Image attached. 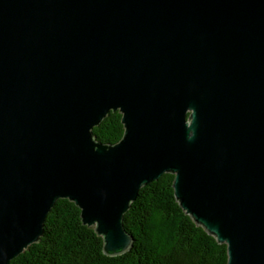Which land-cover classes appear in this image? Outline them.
<instances>
[{"label": "water", "instance_id": "1", "mask_svg": "<svg viewBox=\"0 0 264 264\" xmlns=\"http://www.w3.org/2000/svg\"><path fill=\"white\" fill-rule=\"evenodd\" d=\"M166 173L227 264H264V0H0V264L60 199L123 255Z\"/></svg>", "mask_w": 264, "mask_h": 264}, {"label": "trees", "instance_id": "2", "mask_svg": "<svg viewBox=\"0 0 264 264\" xmlns=\"http://www.w3.org/2000/svg\"><path fill=\"white\" fill-rule=\"evenodd\" d=\"M93 134L98 142L117 144L124 135L122 114L111 111ZM174 178L166 173L140 190L124 215V227L133 242L123 255H105L103 239L83 224L81 210L60 199L46 218L40 241L10 264H227V246L181 208Z\"/></svg>", "mask_w": 264, "mask_h": 264}]
</instances>
